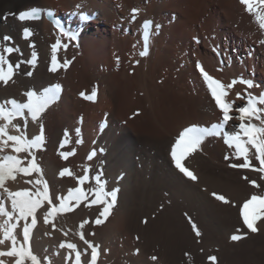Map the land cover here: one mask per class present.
<instances>
[{
	"label": "bare ground",
	"instance_id": "6f19581e",
	"mask_svg": "<svg viewBox=\"0 0 264 264\" xmlns=\"http://www.w3.org/2000/svg\"><path fill=\"white\" fill-rule=\"evenodd\" d=\"M58 1V4L63 5L62 8H57V3L50 0H0V48L7 43L8 46L20 49V52H14L8 56L13 65L17 61L30 59L33 51L37 54L34 67L23 63L7 85L0 83V103L11 99L23 103L27 99L24 95L27 91L41 94L44 89L59 85L60 90L57 93V98L42 113L39 123L33 122L30 117L26 126L23 118L14 121L21 125L22 130L29 138L39 134L40 124L44 126L43 148L35 151L37 163L42 168L43 178L49 185L54 203H58L55 201L56 196L66 195L68 189L77 187V177L84 175L85 168L89 170V180L82 186L85 190L96 186L93 177L100 174L101 179L106 182V191L117 190V199L111 214L102 224H96L95 220L99 217L103 205H91L89 202L94 198L91 194H89L88 200L83 201L78 207L70 212L57 215L48 224L44 222L47 205L38 210L37 223L32 229L30 246L33 253L40 259L41 264H74L75 252L66 247L61 248V243L75 244L76 251L81 253V264H89L91 249L85 243L86 237L93 240V245L99 246L96 264H110L117 248H121V251L125 253L124 256L129 255L127 252L128 242L124 235L130 236L129 233L134 224L133 219L142 217V215L149 217L157 210L159 204L165 201L164 199L171 201L175 206L189 209L194 216L202 219L201 222H204L202 225L205 224L204 227L210 228L209 230L227 235L239 229V233H245L248 236L247 234L250 232L243 226L239 208L252 194L264 193V179L260 178L261 173L253 171L251 168H227L222 158L228 154H230L229 157H233L234 149L224 144L222 136L206 137L199 149L184 161L186 167L197 177L196 180L185 177L176 169L170 152L171 145L175 142L179 132L197 121L206 124L199 127H210L212 124L219 123L223 114L216 106L206 82L205 87H202L194 78L193 81L196 86H199V91L197 89L193 91V93L197 92L196 96L191 92L194 97L185 100L169 90L173 86L170 82H165L168 87L165 88L158 85L156 79L161 77L159 75V73L162 74L161 70L166 67L172 68L174 52L178 49L177 42H185L187 33H195L192 37L199 43L198 35H196L199 30L191 29L192 26H200L203 35L207 38L210 32L214 35L217 34L219 30L216 28H219L225 36L234 34L230 26L233 24H230V21L241 25L249 35L239 34L243 29L240 28L236 35L241 38V41L234 38L227 39L228 43L226 41L223 46L220 38L214 39L203 48L199 46L198 50L199 59L203 61L202 67L211 77L215 78L214 71L210 69V64L215 59L216 65L212 66L213 69H222L223 74L228 77V81H236L231 88H227L225 85L227 92L225 100L233 103L234 110L230 114L234 117L238 116L239 113L235 111V108L243 106L249 95L254 96L252 91L257 94L254 97H259L261 93H264V43H262L264 30L259 27L254 14L246 11L241 0H217L218 2L216 0H129V5L121 0V3L119 0L118 3L116 0ZM31 8L54 12L63 31L50 23L44 16L39 20L27 22L17 19L20 12ZM133 9L137 10L138 17L135 19L130 14ZM221 11L228 19L226 22L223 18L224 15L220 14ZM166 12H169V17H166ZM171 13H175L173 16L175 22L165 25L166 19L170 21ZM251 16L254 20L251 19ZM145 21L151 22V31L147 40L150 51L147 53V57L141 56L140 51L134 52V56L128 54L130 57L126 54L125 57L130 59L134 57L133 62H138V67L134 69L133 76H129L127 73L124 75L125 72L117 74L112 62L116 57L114 55L112 57L107 51L108 43L104 37V34H107L106 25L120 26L123 30L128 31L123 34L122 39L111 43L116 46L115 48L124 52L131 49L132 41L138 40L134 37L136 32L141 37L139 39L140 46L142 47L143 42L145 43V28L143 27ZM156 25H163L159 36H156ZM208 25L213 27V32L206 29ZM24 26L29 27L32 31V35L28 39L23 38ZM60 32L64 35H61ZM65 33H70L75 38L71 39ZM4 35L11 36L12 40L4 42L2 40ZM167 35L170 36L169 40L166 38ZM57 41L60 42L56 51L60 66L55 72H52L49 70L52 64V46ZM165 41L168 43L163 47ZM74 42L81 44L80 49L72 50L71 46L75 45ZM30 44L34 45V48L29 47ZM218 45L221 48H218ZM246 47L248 52L245 53ZM231 48H237L236 52L231 54ZM206 49L209 51L213 49L216 57L210 55ZM73 56L75 59L71 61ZM120 57H123L122 61L126 67L128 59L121 54ZM183 59H185L186 65L180 69L177 75L185 78L186 75L191 74V70L187 68L189 58ZM65 61L68 62L67 67L63 66ZM236 62L239 63V67H236ZM28 72H31L32 75H27ZM123 75L125 79L120 78ZM240 80H250L253 86L249 88L246 84L240 83ZM97 82L100 84V88L93 86ZM128 83L135 87H142L145 97H133L134 89L131 90ZM181 85L184 86V83H180V90ZM69 87L72 91L79 87L76 92L85 94H91L95 89L96 99L87 101L86 99L72 98L76 92L74 94L71 93L72 91L69 92ZM128 88L130 92H128ZM237 93H240L241 97L238 98ZM143 102L148 106H145V109L148 108V110L144 109L141 114L136 111L135 114L139 113L141 116L132 118L130 124H127L129 127L120 124L118 117L131 106H140L143 105ZM262 106L264 108V105ZM134 110H138V108L131 110L129 114ZM218 111L221 112L219 114L221 116L215 117L217 120H214V117L206 119L208 115L205 113L210 112V115H215ZM190 118L193 122L189 121ZM204 118L206 120L202 121ZM98 121H102V124L97 123ZM254 123L258 124L259 121H254ZM238 124L239 120L237 119L229 121L227 131L232 132L234 126ZM75 128L76 130H74ZM77 129H79V133H77ZM9 131L16 134L12 129ZM65 131L69 134V142L61 147V141L65 139ZM78 139L82 143H76ZM73 151L75 154L68 156L67 159H63L60 155L61 152L72 153ZM92 152H95V155L89 160L87 157ZM5 153L11 154V149H6ZM252 153L253 166L258 168L259 163L255 161L254 150ZM2 154L4 153H0V155ZM20 156L24 158L27 157V154L21 153ZM27 158L30 159V157ZM230 161L232 160L230 159ZM242 162L243 160L240 159L235 163ZM26 164L27 160H25ZM64 168L70 169L72 175L61 177L59 173ZM37 178L36 173L30 176L18 174L15 181H6V186L12 191L25 188L34 190V185L26 183V181H34ZM252 180L256 181L260 187H254L249 183ZM213 193L223 195L230 203L227 205L216 203L217 199L214 198ZM0 199L3 200L6 210L11 211V203L3 194L2 189H0ZM87 204L88 208H86ZM87 216L91 218V222L86 226L85 220L89 219H86ZM186 216L188 215L186 214ZM159 217L161 216H158V220ZM4 219L5 217L0 216V224L4 222ZM28 222H31V218ZM173 222L175 223L174 220ZM11 223L17 222L13 220ZM23 223L20 221L16 230L17 238L21 242ZM155 223L157 222L155 221ZM165 224L167 225L166 222ZM257 227L260 231L255 236V250L258 257L262 255L261 258H264V222L258 221ZM235 228L236 230H234ZM80 233H83V240L80 238ZM0 238H2V233H0ZM10 247L11 242L6 241L4 245H0V251H8ZM129 247L131 246L129 245ZM259 253L261 254L259 255ZM136 257L137 264H146L148 260V257L146 260L144 252L141 251ZM0 260H3V264H15L14 257H0ZM87 261L88 263H86ZM124 261L127 260L124 259ZM26 264H30V261H26Z\"/></svg>",
	"mask_w": 264,
	"mask_h": 264
},
{
	"label": "snow or ice",
	"instance_id": "6c2138e0",
	"mask_svg": "<svg viewBox=\"0 0 264 264\" xmlns=\"http://www.w3.org/2000/svg\"><path fill=\"white\" fill-rule=\"evenodd\" d=\"M241 3L245 5L246 11L254 14L256 22L259 27L264 30V0H241ZM255 5V6H254ZM136 9H133V19H135ZM47 15L51 16V12ZM41 17V9L31 8L19 13L17 19L21 22H27L31 20H39ZM151 25L150 21H145L143 27L147 29ZM160 26L156 25L157 31ZM61 31L63 29L61 28ZM71 39L75 36L70 33ZM32 35V31L29 27H23V38L28 39ZM4 42H10L12 37L4 35L2 37ZM264 43V41H262ZM60 42L57 41L52 46V64L50 71L55 72L60 66L57 61L56 51ZM34 48V45H29ZM65 47H67L65 45ZM14 52H20L19 48L8 46L7 43L0 48V83L7 85L15 75L16 71L20 68L21 64L27 63L31 66H35L37 60V54L32 52L31 58L27 60H20L13 65L8 59V56ZM141 56L147 55V32H145V50L140 53ZM68 62H64V67H67ZM197 69L203 76L204 81L207 84L208 90L211 93L216 106L222 112V119L219 123L212 124L210 127H199L192 125L185 127L179 132L175 139V142L171 145V158L174 162L176 169H178L185 177L196 180L197 177L190 171L184 164V161L194 152H196L201 143L206 137H223V142L229 148L234 149L233 156L236 159H242L243 162L236 164H230L232 168L249 169L258 171L261 173V179H264V108H260L257 105H264V93H261L259 97L249 95L246 103L243 106L235 108V111L239 113L238 116H232L230 113L234 110L233 103L227 102L225 97L227 92L225 86L211 77L204 71L202 65L197 62ZM27 75H32L28 72ZM240 83L246 84L249 88L253 86L250 80H240ZM236 81L227 85V88H231ZM60 90L59 85H53L44 89L43 93L37 94L34 91H27L24 95L26 101L21 103L15 99L5 100L0 103V189L3 190V194L11 203V211L6 210L3 200L0 199V216L5 217L4 222L0 224V245H4L6 241L11 242V247L8 251H0V257H14L15 264H26V261H30V264H41L40 259L33 253L30 246V240L32 236V229L37 223V212L47 205V211L44 213V222L50 223L59 214H64L72 211L75 207H78L83 201L88 200L89 194L94 198L89 202L91 205H103L102 210L99 213V217L95 220L96 224H102L111 214V210L116 203L117 190L111 191L105 190L106 182L101 179V175L93 177L96 182L94 188L85 190L82 186L89 180V170L84 169V175L77 177V187L70 188L66 195L56 196L54 203L53 196L50 194L49 185L43 178V171L40 165L37 163L36 151L42 149L44 145V126L40 124L39 134L32 136L31 138L22 130L19 123H15L18 118H23L24 125H27V120L30 117L33 122L39 123L42 113L48 108V106L54 102L57 98V93ZM81 97L87 100L94 101L96 99V90L93 89L91 94L80 93ZM237 97H241L240 93H237ZM237 119L239 124L234 126L232 132L227 131V125L229 121ZM259 121V123H254ZM9 129L14 130L16 134L10 133ZM79 133V129H77ZM68 132L65 131V139L61 141V147H64L68 143ZM76 143H82L81 140H77ZM11 149V154H6L5 150ZM252 150H254L255 161L259 163V167H254L252 163ZM21 153H26L27 157L22 158ZM72 153L61 152L60 155L63 159H67ZM95 155L92 152L87 157L89 160ZM225 160L229 159L228 155H225ZM25 160L27 164L25 165ZM36 173L38 178L34 181H26L34 185V190L21 189L12 191L6 186V181H15L18 174L30 176ZM61 177L65 175H72L70 169L64 168L60 171ZM245 179H248L245 177ZM254 187H260L256 181H249ZM215 199L229 203V201L223 196L217 193L212 194ZM110 198V199H109ZM239 215L242 220L243 226L249 231L255 233L258 231L257 222H264V193L252 194L250 198L246 199L239 208ZM29 218L31 222L29 223ZM15 220L17 223H11ZM20 221H23L22 227V242L18 240L16 230ZM192 225V229L197 236H200V232L194 222L189 221ZM87 223V221H85ZM54 227V225H53ZM83 227V225H81ZM239 232V229H237ZM80 238L83 240V233H80ZM233 241L242 239L241 235L233 234L231 236ZM88 248L91 249V259L89 264H96L97 257L99 255L98 245H93L89 241H85ZM61 248H67L72 252H75L74 264H81V253L76 251V245L73 243H61ZM47 259V258H45ZM153 260L157 257L153 256ZM211 264H216L217 258L215 256L208 257ZM0 264H3V260H0Z\"/></svg>",
	"mask_w": 264,
	"mask_h": 264
},
{
	"label": "rangeland",
	"instance_id": "374dc122",
	"mask_svg": "<svg viewBox=\"0 0 264 264\" xmlns=\"http://www.w3.org/2000/svg\"><path fill=\"white\" fill-rule=\"evenodd\" d=\"M50 1L53 2V3H57V8H62L63 7L62 4H58L59 3L58 0H50ZM113 1H115V0H113ZM117 1L118 0H116V2ZM122 1L125 2V3L127 2V4L129 3V0H121V2ZM121 2L119 0V3H121ZM166 2H169V1H166ZM145 3L147 5V2H145ZM130 14H132L131 16H133V10L131 11ZM220 14H223L222 11L220 12ZM165 15H166V17H169V12H166ZM223 15L225 16V14H223ZM173 16H175V13H171V16H170L171 19H170V21L166 19V22L164 24L165 25H169L170 23L173 24L175 22V17H173ZM224 16H223V18H224V21L226 22L228 19L226 18V16L225 17ZM135 17H138L136 15V13H135ZM205 17H207V16H205ZM251 19L254 20L253 16H251ZM229 23L230 24L231 23L233 24V25H230V26L232 28L231 30L234 31V34H230V35L225 36V35L222 34L223 32L219 28H216L217 30H219V31H217V34L214 35V34H212L210 32L209 37H207V35H206V37L208 39L205 38V36L203 35V32H202L200 26H195V25L192 26L191 29H195L196 28V29L199 30L198 31L199 33L196 34V35H198L199 43L196 42V40H194L193 37H192L195 33L194 34L187 33L186 34V37H185V42H182V43H181V41L180 42H177L178 44L176 46L178 47V49L174 52V57L175 58L172 60V63H173L172 64V68H167L166 67V68H164V70H161L162 71V74L159 73V75L161 77L159 79H156V83L158 85H161L162 87L168 88L167 85L165 84V82H167V81L170 82V84H172L173 86L172 87L169 86V87H171V89L169 88V90H171L174 94L176 93L175 95H178V97L184 98L185 100L188 99V98H192V97L196 96L197 95L196 94L197 92L196 93H193V91H195L196 89L198 90V87L199 86H202V87L204 86L205 87V81L203 79V76L201 75L200 71L197 70V67H196L197 62H199L203 66V61L199 59L200 57L198 55L199 46L203 48V47L206 46V44H208V43L210 44L212 42V40L219 39V38H220V41H222V45L223 46H224L225 42L227 41V39L230 40L231 38H234L235 40L241 41V38H239L236 34L239 32L240 28H243V26L238 25L236 23L234 24L232 21H230ZM162 28H163V25H160L159 30L156 32V36H159L160 35V33L163 30ZM206 29H208V30L210 29L212 32L214 31V30H212L213 27H209V25L206 27ZM105 31H107V34H104V37H105V39L107 40V43H108V50L107 51L112 55V57H113V55L116 57V59L114 61H112L114 63L113 64L114 65V68H115L114 71L117 74H120V72H122V73L125 72L124 75H126V73H127V75H129V76H133L134 69L136 67H138V64H137L138 62H136V61L133 62L134 61V57H132L133 60H132V58L130 59L129 57H130L131 54L134 56V54H135L134 52H139L140 51V53H141L142 51H144L145 50V43L143 42L142 47L140 46L141 43H140L139 39H141V37L136 32V34H135L134 37L136 38V40L137 39L138 40L137 41H132V43H131V46H132L131 49L130 50H125L123 52L119 48H115L116 46L114 44L111 45V43L112 42L114 43L115 41H117L119 39H122L123 34L128 33V31L127 30H123L120 26L111 25V24H107L106 25ZM245 31H246L245 28L241 29V32H239V34L240 33L241 34L243 33V35L249 36L247 34L248 32H245ZM60 33H61V35H64V33H62V32H60ZM263 33H264V31H263ZM169 37L170 36L167 35L166 38L169 40L170 39ZM202 37H204V38L202 39ZM206 39H207L208 42L206 41ZM167 41L164 42L163 47H165L167 45V43H168ZM74 43H75V45H72V46L70 45L71 48H72V50L75 51L77 49H80L81 44L80 43L77 44V42H74ZM227 43H228V41H227ZM68 45H69V43H68ZM217 47L218 48H221V46L219 47V45ZM148 49L149 48H148V45H147V53H149V51H150V49L149 50ZM220 50H222V49H220ZM236 50H237V48L236 49L235 48H231L230 51H232V52H230V53L233 54L234 52H236ZM244 51H245V53L248 52L247 47H246V49ZM207 52L210 53V55H213V57L215 56V54L213 52V49H211L210 51L208 49ZM245 53L242 52V54H245ZM120 54H121V56H124V57L126 56V54L127 55L130 54V55H128L129 57H125L126 59H128V60H126V65H127L126 67H124L125 64H123V61H122L123 57H120ZM117 56H119V57H117ZM145 57H147V55H145ZM185 57H188L189 58V61H188L189 64L187 65L188 66L187 68H189L191 70V74L192 75L191 74L186 75L185 78L184 77H178L177 73H179L180 72V69L181 68H184V66L186 65L185 59H183ZM72 58L70 59L71 61H73L75 59V56H73ZM215 65H216V60L214 59V60H212V62L210 64V69H212V71H214V74H215V78L214 79H216L217 81H220L224 86L225 85L227 86V84L228 85L231 84L229 82H233V81L232 80L231 81H228L227 80L228 77L223 74L222 69H220V68H219V70H218V68H216L215 70L213 69V67H215ZM239 66H240L239 63L236 62V67H239ZM131 67H132V69H131L132 71L130 70ZM187 68H186V70H187ZM124 75H123V77L120 76V78L125 79V76ZM225 77H226V79H225ZM194 78H195V80H198V85L200 84L199 86H196L195 81H193ZM180 83H184V86H185L184 87V86L181 85L182 86L181 87V90H180ZM176 84H178V85L176 86ZM128 85L130 86V87L129 86L128 87L131 90L134 89L133 90L134 93L132 91V96L133 97H136V98H138L137 96H139V97L140 96L141 97L144 96L145 97V92L143 91L142 87H135L133 84H130V83H128ZM131 85H133V86H131ZM93 86L94 87L97 86V87L100 88V84L98 82L96 83V85L93 84ZM78 88H75L72 91L71 88L69 87L68 91L70 90L69 92L72 91L71 93L74 94L76 91L79 90ZM129 88H128V92H130V89ZM178 89H179V91H178ZM191 92H192V95H194V94L195 95L192 96L191 95ZM252 93H253L254 96L257 95V94L254 93V91H252ZM75 97L76 98L84 99V98L81 97V95H80L79 92H76L73 95L72 98H75ZM87 101H89V100H87ZM142 104L143 105H140V106L139 105H133V106H131L130 108H128V110L126 112H124L120 117H118L120 119V124H122V125H124L126 127H129V125H127V124H130V121H132L134 118L140 117L141 116L140 115L141 112H144L145 106L148 107L147 105H144L145 104L144 102ZM260 106H261L260 108H263L262 105H260ZM135 108H138V110H134L133 113L129 114L131 112V110H133ZM146 109L148 110V108H146ZM136 111L139 112L140 114L139 113L138 114L137 113L135 114ZM208 113H205V114L208 115L206 119H209V118H213L214 117L213 118L214 120H217L216 119L217 116H219V114H221L220 111H218L215 115H210L211 114L210 112H208ZM191 119L192 118H190L189 121H192ZM206 119L204 118V119H202V121H205ZM97 123H101L102 124V121H98ZM193 125L201 126V125H206V124L197 121V122L193 123ZM74 130H76V128ZM229 155L230 154H228V156ZM69 156H72V155H69ZM224 157L222 158V161L226 163L227 168H231L229 166L230 165L229 164L230 162L231 163H235L238 160V159H235V157L233 156V157H229V159L226 161ZM230 159L232 161L229 162ZM172 166H173V164H172ZM164 200L167 201V202L163 201L161 204H159L157 210L155 212H153L152 214H150L149 217L148 216L146 217V216L142 215V217L140 216V217H137V218H134L133 219L134 224L132 226L131 232L129 233V235L131 236V238H130V236L124 235V238L128 242L127 243V250H128L127 252H128L129 255L124 256L125 253L121 251V248H119V249L117 248L115 250L116 251V254L113 256V259L110 261V264H121L122 262H123L122 264H124V262H125V264H132V263L133 264H137V261H136L137 260V257L136 256L140 253V251L141 252H144L145 259H146V257H148L147 258L148 260L147 259H146L147 261L145 260L146 261V264H157V263L158 264H161V263L162 264H170V263L171 264H211V262L208 259L209 256H215L217 258L216 264H264V258H261L263 256L261 255V257H258L257 252L255 250V243H256L255 236H257V234H259V231H260L259 229H258V232H256V234L255 233L253 234V232L249 231L251 233L252 237H250L251 236L250 233L247 234L248 236L250 235L248 237V236H246L245 233H241V232L239 233L237 231H235L234 233L232 232L231 234L228 233L227 234L228 236H227L226 233H219V232H216V231L214 232L212 230H209L210 228H205L204 227L205 224H204V226L202 225L204 223L203 221L201 222L202 219H200L196 215L194 216L193 213H191V211L189 209H187L186 207H183V206L178 207V205L175 206L174 204H172L171 201H169L167 199H164ZM215 202L218 203V204H222V205H227L228 204V203H224L223 204V202L221 203V201H219V200H216ZM167 204H168V206H167ZM168 207L170 208V210H169ZM175 207H176V209H175ZM181 207H183L188 213L183 208L181 209ZM86 208H88V204H87ZM179 209H181L182 211L179 210ZM158 211H160V212L158 213ZM179 211H181V212H179ZM162 212H163V214H162ZM179 214H180V218H179ZM186 214L188 216H186ZM159 215L161 217H159V220H158L157 218H158ZM190 215H191V217H189ZM88 218L89 217L87 216L86 219H88ZM170 218H171V220H170ZM88 220H85V221H88L87 223H85L86 226H87V224L89 225V223L91 222V218H89ZM173 220L175 221V223L173 222ZM190 220L192 222L193 221H197V222H194V223L197 224L196 226H198V230L201 233L200 236H197L195 234V232L193 231L192 225L189 222ZM155 221L157 223H155ZM165 222L167 223V225L165 224ZM186 224H187V226L185 227ZM199 226H200V228H199ZM201 227H203V228H201ZM140 228H142V229L140 230ZM133 229H135V230H133ZM205 230L208 233L207 232H204ZM234 230H236V228ZM133 231H135V232H133ZM202 232H204V233H202ZM132 234H133V236H132ZM232 234L241 235L242 236V239L237 240V241H233L231 239ZM203 237H204V239H203ZM86 238H87L86 241L91 240L89 237H86ZM244 239H245V241H244ZM212 240H214V241L212 242ZM89 242H91L93 244V240H91ZM217 243H219V244H217ZM231 243H232V245H231ZM250 243L253 244V245H251ZM129 245L131 247H129ZM134 247H136V248H134ZM138 248H140L141 250L138 249ZM144 248H146V249H144ZM260 254L261 253H259V255ZM153 256L157 257V259L156 260H153L152 259ZM123 258L125 260H127V261H124ZM257 258H258L259 261L257 260ZM131 259H132V261H131ZM258 262H261V263H258ZM86 263H88V261Z\"/></svg>",
	"mask_w": 264,
	"mask_h": 264
}]
</instances>
